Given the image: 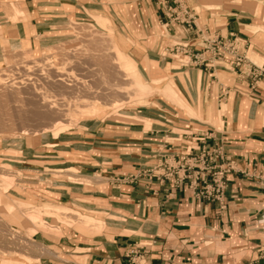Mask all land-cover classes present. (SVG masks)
Masks as SVG:
<instances>
[{
  "label": "rangeland",
  "instance_id": "374dc122",
  "mask_svg": "<svg viewBox=\"0 0 264 264\" xmlns=\"http://www.w3.org/2000/svg\"><path fill=\"white\" fill-rule=\"evenodd\" d=\"M30 5L38 13L32 22L35 25L25 17ZM189 5L200 15L209 9V29L218 26L213 22L218 13L233 15L252 36L255 49L264 53V0H189ZM97 17L108 19V25L101 26ZM159 33L162 36L149 33L139 7L124 0L100 4L91 0H0V83L39 87L63 110L49 122L35 115L41 108L16 102L31 98L26 87L15 100L11 94L0 95V264H86L81 247L108 226L118 228L122 220L101 199L100 180L106 182V175L98 170L108 163L105 158L131 151L134 163L146 164L145 135L155 136L151 132L161 127L170 129L166 121L175 127L190 128V122L206 123L208 119L210 125H222L225 102L222 111H217L203 82L197 87L184 84L199 69L186 64L188 58L182 66L179 60L184 55L171 50L179 39L163 26ZM160 39L165 44L156 51ZM249 58L262 66L263 60L254 52ZM134 71L150 83L166 84L135 96L129 89ZM230 73L234 78V72ZM46 75L55 77L53 82L61 75L68 85L44 83ZM170 79L192 108L201 105L202 114L193 113L177 97L167 83ZM116 85L129 89L125 100L115 97ZM23 94L25 98H20ZM115 98L120 102L112 105ZM113 146L118 151L113 152ZM85 217L105 220L104 226L99 232L83 233L76 225L83 224ZM40 246L44 248L38 253L35 247Z\"/></svg>",
  "mask_w": 264,
  "mask_h": 264
},
{
  "label": "crops",
  "instance_id": "0c3cea01",
  "mask_svg": "<svg viewBox=\"0 0 264 264\" xmlns=\"http://www.w3.org/2000/svg\"><path fill=\"white\" fill-rule=\"evenodd\" d=\"M91 1L100 4L105 0ZM124 2L135 3L139 7L149 33L162 36L159 32L163 26L170 36L179 39V43L189 44L194 52L203 51L206 46L197 38V31L186 34L174 31L172 26L175 24L167 16V6H174L176 2L192 9L189 0ZM24 13L31 25H35L32 22L37 21L38 13L34 5H30L29 13ZM195 13L200 30L217 39L234 36L243 39L249 47L248 57L249 53L254 52L256 57L263 60L264 67L263 51L255 49L252 36L243 31L233 15L218 13L213 19L218 26L209 29L212 20L209 9L204 15ZM202 19L204 28L200 25ZM97 21L101 26H107L109 22L99 17ZM24 43L30 44L28 40ZM164 44L165 41L160 39L155 50L158 51L160 45ZM114 47L128 60L125 52L119 50L115 43ZM197 68L198 72L183 82L186 85L195 80V87L203 82L206 91L210 92V102L216 104L217 111H222V103L225 102V114L220 116L222 125H210L208 119L206 123L190 122L189 128L171 126V122L166 121L168 124H164L170 129L161 127L151 132L153 134L155 131V136L145 135L147 146L144 151L149 158L146 164L134 163L131 151L119 152L115 146L112 147L113 152H118L105 158L108 163L98 170L106 175V182L100 180L101 199L106 200L112 207L109 211L122 220L118 221L121 223L118 228L108 226L91 243L81 247L82 257L87 258L86 264H264V185L246 178L242 173L258 168L264 177V81L252 89V79L241 75L228 57H221L214 70ZM230 72H234V78ZM167 83L193 113L202 114L201 105L192 108L172 79ZM225 83L239 86L234 88ZM216 118L219 120V116ZM202 143L221 146L225 155L234 162V169L226 177L228 207L223 214L214 205L197 200L188 187L177 190L169 184L156 182L130 184L118 181V178L136 173L140 168L153 165L165 157L182 159L181 154L186 148L192 145L197 149ZM76 228L83 233L99 232L101 229L83 224L76 225ZM68 263L76 264L73 261Z\"/></svg>",
  "mask_w": 264,
  "mask_h": 264
},
{
  "label": "built area",
  "instance_id": "2783aa9c",
  "mask_svg": "<svg viewBox=\"0 0 264 264\" xmlns=\"http://www.w3.org/2000/svg\"><path fill=\"white\" fill-rule=\"evenodd\" d=\"M167 16L176 25L172 26L174 31L185 34L197 31V38L206 44L203 51L194 52L189 44L174 42V53L184 55L179 60L182 66L184 59L188 58L186 64L209 71L216 68L221 57H228L232 59L234 67L239 69L241 75L252 79V89L264 81V67L250 60L246 41L236 36L229 39L211 37L199 29L195 11L178 2L174 6H167ZM181 155L182 159L165 157L153 165L140 168L136 173L118 178V181L130 184L156 182L160 185L169 184L177 190L188 187L197 200L214 205L220 214L225 213L228 207L226 177L229 171L234 169V162L225 155L221 146L206 143H202L197 149L191 145ZM242 173L246 178L257 180L264 185L263 173L258 168L247 169Z\"/></svg>",
  "mask_w": 264,
  "mask_h": 264
},
{
  "label": "bare ground",
  "instance_id": "6f19581e",
  "mask_svg": "<svg viewBox=\"0 0 264 264\" xmlns=\"http://www.w3.org/2000/svg\"><path fill=\"white\" fill-rule=\"evenodd\" d=\"M42 71V70H41ZM47 74V73H46ZM117 74V73H116ZM47 76V75H46ZM59 76V78L57 79V81H55L54 80V82H58V83H56V84H58L59 85V87L61 86L62 88H65L66 87V85H68L66 82H65V79L61 76V75H58ZM132 77H131V83H130V86H131V88H129L130 90H132L134 93L133 94H135V96L136 95H139V94H141V93H145V92H147V91H149V90H152V89H155V90H158L159 89V86H160V84L162 83V82H159L158 80H160V79H155L154 81H158V82H153V83H150V82H148V81H146V80H144L143 78H139V76H140V73H138L137 71H134V72H132V75H131ZM39 77V80H41L40 78L42 77H40V76H38ZM37 77V78H38ZM50 77H52V75L50 76ZM115 77V76H114ZM142 77V76H141ZM45 78V80H43V77H42V80H43V82L45 83V82H48L49 80L50 81H52L53 82V79L55 78H53L52 77V79H50V78H48V76H47V78L46 77H44ZM116 78V77H115ZM36 80H38V79H36ZM49 81V82H50ZM31 82H33V81H31ZM39 82H41V81H39ZM48 82V83H49ZM51 82V83H52ZM53 82V83H54ZM107 82V81H106ZM193 82H195V80L194 81H190V82H187V84L188 85H193ZM30 83V82H29ZM105 83V82H104ZM26 84H27V82H26ZM33 84H34V82H33ZM32 84V85H33ZM36 84V83H35ZM55 84V85H56ZM18 85H20V84H18ZM22 85H24V84H22ZM32 85H30V86H32ZM37 85V84H36ZM35 85V86H36ZM48 85V84H47ZM50 85V84H49ZM151 85H154L155 87H152ZM54 86V85H53ZM22 87H26L27 88V90L29 91H31V98H28V99H26L25 101H24V99H19L18 101L16 100V102H18V103H22V105H32L33 107V109H35L36 110V108H41V110H40V112H36L35 113V115H37V116H40L41 118H43V119H45V120H49V122H50V117L51 116H53L52 118H54V117H60L62 114H63V110L62 109H60L59 107H58V103L55 101V100H49L46 96H45V94L41 91V89L39 90L38 88H35V87H27V86H16V84L14 85V84H5V83H0V95L2 96V97H7V96H9L10 94H11V96H13L12 98H14V96H17L16 98L18 99L19 97V95L21 94V92L23 91V89H22ZM37 87V86H36ZM112 87V89H113V87L114 86H111ZM110 88V87H109ZM109 88H106V89H109ZM21 89H22V91H21ZM59 89V88H58ZM126 88H124L123 86H120V85H116L115 86V88H114V94H115V97H117V98H119V99H121V100H125L127 97H128V95H129V89H128V91L127 90H125ZM168 93H170V94H172L173 92H172V90H171V88H169V87H167L166 89H165ZM26 91V90H25ZM24 91V92H25ZM27 91V92H28ZM112 91V90H111ZM131 91V92H132ZM107 92V91H106ZM7 94H9V95H7ZM26 95V94H25ZM27 96V95H26ZM29 96V97H30ZM25 98V96H24V94H23V96L22 97H20V98ZM11 98V97H10ZM117 98H115V101H114V104H112V105H116L117 103H119L120 101L117 99ZM14 100H15V98H14ZM25 102H27L26 104H25ZM16 104V103H15ZM20 106V105H19ZM23 106V107H24ZM22 107V108H23ZM29 107V106H28ZM19 109V108H18ZM21 109V108H20ZM23 110V109H22ZM30 110V109H29ZM34 110V111H35ZM39 110V109H38ZM89 110V109H88ZM19 111V110H18ZM24 111V110H23ZM32 111V110H31ZM29 112V111H28ZM33 112V111H32ZM31 112V113H32ZM23 113V112H22ZM33 114V113H32ZM29 116H30V114H29ZM28 119V118H27ZM11 120V119H10ZM13 120V119H12ZM39 120H40V118H39ZM57 120V119H56ZM59 120V119H58ZM57 120V121H58ZM9 121V120H8ZM41 121V120H40ZM13 122V121H12ZM27 123V122H26ZM43 123V122H42ZM55 123V122H54ZM0 124H1V122H0ZM2 125V124H1ZM47 127V126H46ZM4 128V127H3ZM78 218V217H77ZM82 223L84 224V225H86V226H96V227H99V228H102L103 227V225H104V222H103V220H101V219H98V220H96V219H93V218H89V217H85V218H83L82 219ZM44 248V247H43ZM43 248L40 246V247H35V250L39 253V252H41V251H43Z\"/></svg>",
  "mask_w": 264,
  "mask_h": 264
}]
</instances>
